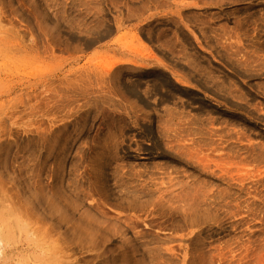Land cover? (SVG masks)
<instances>
[{
  "label": "rangeland",
  "instance_id": "obj_1",
  "mask_svg": "<svg viewBox=\"0 0 264 264\" xmlns=\"http://www.w3.org/2000/svg\"><path fill=\"white\" fill-rule=\"evenodd\" d=\"M0 264H264V0H0Z\"/></svg>",
  "mask_w": 264,
  "mask_h": 264
},
{
  "label": "bare ground",
  "instance_id": "obj_2",
  "mask_svg": "<svg viewBox=\"0 0 264 264\" xmlns=\"http://www.w3.org/2000/svg\"><path fill=\"white\" fill-rule=\"evenodd\" d=\"M43 196V195H42ZM35 198V197H34ZM25 201V200H24ZM32 203H34L33 201H32ZM21 206V205H20ZM23 206V205H22ZM36 215V214H35ZM33 216V215H32ZM31 236V235H30ZM28 238V237H27ZM33 238V237H32ZM35 238V237H34ZM95 239V238H94Z\"/></svg>",
  "mask_w": 264,
  "mask_h": 264
}]
</instances>
